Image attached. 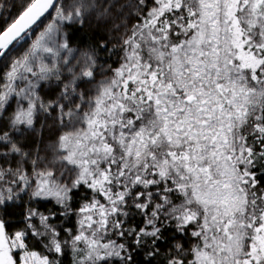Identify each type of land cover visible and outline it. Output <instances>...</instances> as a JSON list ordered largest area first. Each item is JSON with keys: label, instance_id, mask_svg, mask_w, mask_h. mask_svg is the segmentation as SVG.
Here are the masks:
<instances>
[{"label": "snow or ice", "instance_id": "obj_1", "mask_svg": "<svg viewBox=\"0 0 264 264\" xmlns=\"http://www.w3.org/2000/svg\"><path fill=\"white\" fill-rule=\"evenodd\" d=\"M0 264H264V0H0Z\"/></svg>", "mask_w": 264, "mask_h": 264}]
</instances>
